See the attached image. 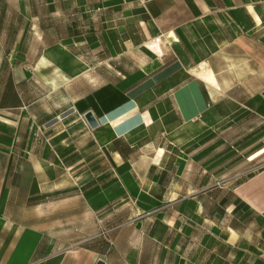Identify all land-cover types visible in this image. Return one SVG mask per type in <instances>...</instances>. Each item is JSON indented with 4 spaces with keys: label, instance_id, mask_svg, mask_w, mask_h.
I'll return each mask as SVG.
<instances>
[{
    "label": "crops",
    "instance_id": "0c3cea01",
    "mask_svg": "<svg viewBox=\"0 0 264 264\" xmlns=\"http://www.w3.org/2000/svg\"><path fill=\"white\" fill-rule=\"evenodd\" d=\"M100 261L264 264V0H0V264Z\"/></svg>",
    "mask_w": 264,
    "mask_h": 264
},
{
    "label": "water",
    "instance_id": "95a60500",
    "mask_svg": "<svg viewBox=\"0 0 264 264\" xmlns=\"http://www.w3.org/2000/svg\"><path fill=\"white\" fill-rule=\"evenodd\" d=\"M85 117L92 128L97 127L98 123L96 122L94 116L91 113H88ZM98 264H103V262L100 261L98 262Z\"/></svg>",
    "mask_w": 264,
    "mask_h": 264
},
{
    "label": "built area",
    "instance_id": "2783aa9c",
    "mask_svg": "<svg viewBox=\"0 0 264 264\" xmlns=\"http://www.w3.org/2000/svg\"><path fill=\"white\" fill-rule=\"evenodd\" d=\"M162 39H163L162 36L157 37L155 40L152 41V43L149 46L156 49L159 45H161Z\"/></svg>",
    "mask_w": 264,
    "mask_h": 264
}]
</instances>
